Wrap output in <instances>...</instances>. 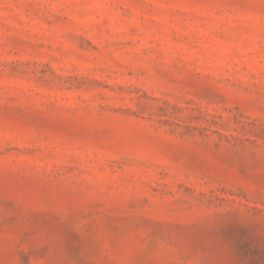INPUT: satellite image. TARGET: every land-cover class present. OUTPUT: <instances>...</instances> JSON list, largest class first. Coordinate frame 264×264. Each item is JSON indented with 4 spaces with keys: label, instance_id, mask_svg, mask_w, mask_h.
I'll return each instance as SVG.
<instances>
[{
    "label": "rangeland",
    "instance_id": "374dc122",
    "mask_svg": "<svg viewBox=\"0 0 264 264\" xmlns=\"http://www.w3.org/2000/svg\"><path fill=\"white\" fill-rule=\"evenodd\" d=\"M0 264H264V0H0Z\"/></svg>",
    "mask_w": 264,
    "mask_h": 264
}]
</instances>
